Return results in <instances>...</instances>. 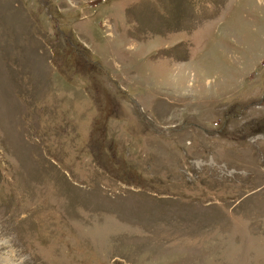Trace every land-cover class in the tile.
Wrapping results in <instances>:
<instances>
[{"label":"rangeland","instance_id":"rangeland-1","mask_svg":"<svg viewBox=\"0 0 264 264\" xmlns=\"http://www.w3.org/2000/svg\"><path fill=\"white\" fill-rule=\"evenodd\" d=\"M0 264H264V0H0Z\"/></svg>","mask_w":264,"mask_h":264}]
</instances>
